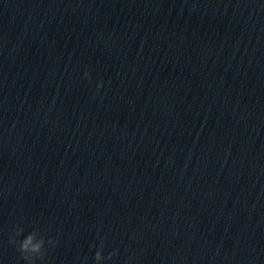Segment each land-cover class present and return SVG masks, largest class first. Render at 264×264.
Masks as SVG:
<instances>
[{
  "label": "water",
  "instance_id": "obj_1",
  "mask_svg": "<svg viewBox=\"0 0 264 264\" xmlns=\"http://www.w3.org/2000/svg\"><path fill=\"white\" fill-rule=\"evenodd\" d=\"M0 180L93 264H264V0H0Z\"/></svg>",
  "mask_w": 264,
  "mask_h": 264
},
{
  "label": "clouds",
  "instance_id": "obj_2",
  "mask_svg": "<svg viewBox=\"0 0 264 264\" xmlns=\"http://www.w3.org/2000/svg\"><path fill=\"white\" fill-rule=\"evenodd\" d=\"M85 78L91 79L90 73L85 72ZM97 89L103 88V81H100L96 85ZM20 237H23L22 239ZM10 243L17 246V250L21 255V259L26 262V264H37V261L43 262L47 256V249L45 247L46 243L54 245L57 241L52 239L45 240L44 236L40 234L38 229H34L27 235H24V229L17 225L16 230L12 237L10 238ZM94 248L97 246L94 244ZM105 241L100 240L99 246L94 253V261L96 264H101L104 260H112L118 255L119 250H113L109 252L106 256L104 255ZM133 257L129 256L127 258L126 264H131Z\"/></svg>",
  "mask_w": 264,
  "mask_h": 264
}]
</instances>
